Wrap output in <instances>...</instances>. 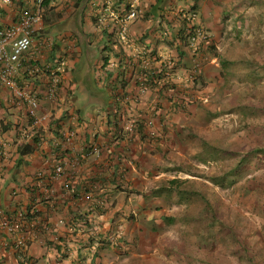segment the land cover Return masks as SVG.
I'll list each match as a JSON object with an SVG mask.
<instances>
[{
  "label": "crops",
  "instance_id": "1",
  "mask_svg": "<svg viewBox=\"0 0 264 264\" xmlns=\"http://www.w3.org/2000/svg\"><path fill=\"white\" fill-rule=\"evenodd\" d=\"M82 1L79 6L78 0L50 2L49 8L63 14H54L61 24L57 35L52 33L57 21L45 19L51 13L42 4L32 46L15 74L24 89L44 92L49 85L44 67L56 59L64 63L57 100L40 101L39 113L47 120L39 128L33 127L27 105L0 83V264H90L108 233L137 239L152 204L169 205L163 197L145 200L144 193L170 172L171 156L191 130L190 113L199 109L191 87L201 93L196 79L209 81L222 63L239 62L233 52L237 34L249 33L240 43L255 38L264 45V0H162L160 5L139 0L144 17L129 23L126 43L108 13L98 22L103 0ZM115 1L113 10L134 0ZM23 2L35 7L37 0H0V26L18 20ZM192 8L195 24L207 35L194 48L184 39L187 20L180 15ZM166 58L180 61L163 80L174 90L141 91L144 60L157 68ZM239 78L248 81V75ZM215 87L210 90L220 88ZM180 96L186 98L182 107L176 104ZM129 125L136 130L133 136L120 137ZM59 164L64 171L55 178ZM133 213L135 220L129 217ZM147 219L151 223L152 217ZM6 221L20 222L22 230H10Z\"/></svg>",
  "mask_w": 264,
  "mask_h": 264
},
{
  "label": "rangeland",
  "instance_id": "2",
  "mask_svg": "<svg viewBox=\"0 0 264 264\" xmlns=\"http://www.w3.org/2000/svg\"><path fill=\"white\" fill-rule=\"evenodd\" d=\"M247 36L236 35L237 64H221L220 74L213 73L209 81L196 79L201 93L191 87L192 103L199 109L190 113L191 130L171 156L172 168L179 169L157 179L184 180V188L205 192L213 208L192 193L185 198L174 193L169 205L153 203L142 217L133 249L121 247L113 237L99 251L98 261L90 256V264H264V154L253 152L264 148V45L255 38L256 44L240 43ZM262 38L264 44V34ZM247 75L248 81L238 79ZM215 85L220 88L210 90ZM80 95L86 102L87 94ZM243 156L249 158L244 169L229 174ZM215 176L222 183H215Z\"/></svg>",
  "mask_w": 264,
  "mask_h": 264
},
{
  "label": "built area",
  "instance_id": "3",
  "mask_svg": "<svg viewBox=\"0 0 264 264\" xmlns=\"http://www.w3.org/2000/svg\"><path fill=\"white\" fill-rule=\"evenodd\" d=\"M8 2L9 0H3ZM103 10L98 13V22L103 24L105 22L106 14L114 18L119 23L118 36L121 41L126 43L128 41V25L132 20L137 19L142 11L139 7V0L131 1L127 4H122L113 10L112 0H103ZM44 0H37L35 7L23 8L18 20L10 26L0 27V83L5 84L14 92L17 99L27 105V112L32 119L33 127L40 126L47 120V116L39 113L40 101L42 97L51 101H56L58 98L59 88L61 84V69L64 63L56 59L52 64L44 67V71L48 73L49 85L44 92L28 91L21 87L15 77V74L21 67L22 57L29 51L32 46L34 35L36 33V26L42 20V4ZM187 13V14H186ZM185 13L187 25L184 27L183 33L185 37L190 40V44L197 47L200 40L206 38V33L200 26L195 24L197 14L191 10ZM183 16V14H181ZM169 35L168 29L164 32ZM145 51V50H144ZM151 58V57H150ZM60 64V65H59ZM149 59L144 60V69L151 71L152 81H159L157 72L153 69L154 65ZM173 64L170 58L164 60L165 67H170ZM169 74V72H167ZM141 91H147L149 88L142 81L140 84ZM133 125H129L127 130H132ZM1 132V128H0ZM95 153L99 152L98 147H94ZM64 166L59 164L55 167L54 177L62 176ZM4 226L10 228L14 232L22 230L20 222L16 221L10 224L8 221L4 222ZM22 244L23 240H18Z\"/></svg>",
  "mask_w": 264,
  "mask_h": 264
},
{
  "label": "trees",
  "instance_id": "4",
  "mask_svg": "<svg viewBox=\"0 0 264 264\" xmlns=\"http://www.w3.org/2000/svg\"><path fill=\"white\" fill-rule=\"evenodd\" d=\"M52 0H44V2H43V4L46 6V10L48 9V11L51 13V15H52V17H51V15L50 14H48V15H45V19L47 20V19H50V18H52V21L54 20V21H57L56 23H52V33H55V35H57V32H55V30H57V28H59L58 26H60L59 25V21H58V17H55V15L54 14H57L56 16H58V15H60V16H63V14H60V13H55V11H54V7H51V8H49L48 6L50 5V2H51ZM158 1V5H160L161 4V2H162V0H157ZM82 0H78V2L75 4L76 6H79L80 4H82ZM116 3H122V1L121 0H119V1H115V4ZM22 4V3H21ZM23 5H24V7L23 8H26V7H29L27 4L25 5V3L23 2ZM190 10H194L193 8L192 9H190ZM182 14V13H181ZM180 14V15H181ZM54 15V16H53ZM59 16V17H60ZM144 17V14H141L137 19H141V18H143ZM181 18L182 19H184V20H186L185 19V17H183L182 15H181ZM137 19H135V20H137ZM135 20H132L133 22L135 21ZM53 21V22H54ZM63 24H65V22L63 23ZM185 26H186V24H185ZM0 27H3V26H0ZM57 27V28H56ZM166 29H168L169 30V32H171V28H166ZM183 31H184V29H182ZM182 33V32H181ZM180 33V34H181ZM165 35V34H164ZM182 35V34H181ZM184 39H186L187 40V42H188V44H190V40L189 39H187V37H185ZM106 49H103V50H101V51H105ZM100 51V52H101ZM91 57V59H94L95 57H94V55H93V57H92V55H90ZM98 56H99V54H98ZM107 57V56H106ZM158 57L157 56H155V55H153V56H151V59L152 60H156ZM173 62V64L170 66V67H165V65H164V61L162 62V63H160V66H158L157 68L156 67H153V69H155L156 70V72H157V78L160 80V82L159 81H152V73H151V71H149V70H146V69H144V67L142 68V80H141V83H142V81L143 82H145V84L148 86V88H153V89H157V88H160V91L161 90H166L167 92H169V90H174V89H171L170 88V86H172L171 84H167V83H163V80L165 79V77H167V72H169V71H171L172 72V70H174V68L176 67V65H177V63H179L180 61H179V59L178 60H174V61H172ZM231 64H232V62H230V61H226V62H224V63H222V66L223 67H226V68H228V67H230L231 66ZM232 65H234V64H232ZM170 73V72H169ZM177 92V94L179 93V90H177L176 91ZM172 98V100H173V97H171ZM187 98H189V103H191L192 102V100H191V97H187ZM184 99H186V98H183V97H178L177 98V100H176V104H180L179 106L180 107H182V105L184 104ZM175 101V100H174ZM134 123V125L135 126H137V129H138V125H140L141 124V122L140 121H137V122H133ZM134 125H133V128H132V130H128V131H125V132H122V133H119L120 134V137L121 136H123V135H125L126 137H127V135L129 134V137L130 136H133V131L135 132L136 130H134L135 128H134ZM35 128H39V126H36ZM24 148H25V150H27V151H31L32 149L27 145V146H24ZM24 149H22L21 150V153L23 154V153H25L26 151H25ZM253 152L255 153V154H264V148H257V149H255V150H253ZM247 156H248V154H246ZM245 157V156H243V157H241V159H240V161L238 162V164H237V167H235V168H233V169H231L230 171H229V174H233L234 173V171H241V169H244V167L247 165V162H248V157ZM169 170H177V169H179V168H172V167H170V168H168ZM182 170V169H181ZM54 175V174H53ZM215 183H222V181H223V179H222V177H217V176H215L214 177V180H213ZM183 183H186L184 180H181L180 178H172V179H168V180H162V181H159V183H158V186L157 187H154V188H152V189H150L148 192H146V193H144V199L145 200H147V199H158V198H160V197H163L164 198V201L165 202H167L168 201V198H170V197H173L174 199H175V195L177 194V196L179 197V198H185V193H187V194H190V193H192L194 196H198L199 198H204L206 201H207V205H208V208L210 209V208H213V207H211V205H210V203H209V201H208V198H207V196L205 195V192H202L201 190H198L197 188H194V187H190V188H184L183 186H182V184ZM175 193V195H172V194H174ZM178 202H180V201H178ZM177 203V202H176ZM158 207H161L160 205L158 206ZM213 215V214H212ZM130 217H133L132 215H130ZM113 236H114V234H113V232H110V233H108V236H107V238H106V240H100L98 243H103V246H106V243H107V245H109V243L111 242V240H113L112 238H113ZM127 236L125 235V234H122L120 237H118V238H115V239H117V240H119V244H120V246L121 247H125V249L127 248V247H129V248H134L135 246H134V241H132V240H129L128 238H126ZM99 257V253L98 252H96V254L93 256V258L92 259H95V260H97V258ZM94 262V261H93Z\"/></svg>",
  "mask_w": 264,
  "mask_h": 264
}]
</instances>
